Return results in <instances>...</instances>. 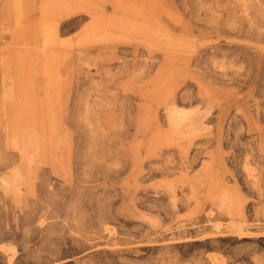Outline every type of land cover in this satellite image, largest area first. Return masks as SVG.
Wrapping results in <instances>:
<instances>
[{"label":"rangeland","instance_id":"1","mask_svg":"<svg viewBox=\"0 0 264 264\" xmlns=\"http://www.w3.org/2000/svg\"><path fill=\"white\" fill-rule=\"evenodd\" d=\"M112 3L0 84V264H264V0Z\"/></svg>","mask_w":264,"mask_h":264},{"label":"bare ground","instance_id":"2","mask_svg":"<svg viewBox=\"0 0 264 264\" xmlns=\"http://www.w3.org/2000/svg\"><path fill=\"white\" fill-rule=\"evenodd\" d=\"M93 1L97 0L85 2ZM49 5L53 8L49 9ZM72 5L69 0H36V4L30 1L29 5L27 0H0V72L3 74L0 84L9 86L14 97L20 93L33 98L38 67L43 68L47 77L50 52L59 36L60 16L53 12L71 13ZM49 12H52L53 20H57L51 26L43 23ZM6 13L9 16H5Z\"/></svg>","mask_w":264,"mask_h":264},{"label":"crops","instance_id":"3","mask_svg":"<svg viewBox=\"0 0 264 264\" xmlns=\"http://www.w3.org/2000/svg\"><path fill=\"white\" fill-rule=\"evenodd\" d=\"M1 1H4V0H1ZM33 2H35L36 4V0H32ZM55 1H62V0H55ZM106 4L104 6H99L98 8L94 7V6H86V4L82 3V1H79V2H76L72 5L71 7V14H69L68 16L71 17L73 15H76V14H80V13H84L88 16L89 20H90V26L91 27H94V25L96 24V21L97 20H94V17H93V13L92 11L96 10L100 13V15L104 18V19H107V20H111L110 18V15H108V11L111 13L115 8H116V4L115 3H112V0H106L105 1ZM29 3V2H28ZM53 3L50 1V4ZM55 4H59L57 2H54ZM108 4L110 5V7H108ZM29 5V4H28ZM106 7V8H105ZM37 8V6H36ZM53 7L51 5H49V9H52ZM104 9L107 11V14L105 13ZM68 18L67 16H64L62 18H60L59 20L62 21L64 19ZM57 20H53V14L52 12H49V17L46 18L43 23L46 24V25H49L51 26L52 24H55ZM59 21V23H60ZM58 23V24H59ZM28 26H30V23L27 24ZM26 25V26H27ZM60 25V24H59ZM97 26V25H95ZM59 31V35L62 34L63 32H61V30H58Z\"/></svg>","mask_w":264,"mask_h":264}]
</instances>
